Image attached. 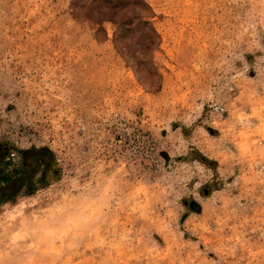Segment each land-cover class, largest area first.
Instances as JSON below:
<instances>
[{"label":"rangeland","instance_id":"rangeland-1","mask_svg":"<svg viewBox=\"0 0 264 264\" xmlns=\"http://www.w3.org/2000/svg\"><path fill=\"white\" fill-rule=\"evenodd\" d=\"M102 1L0 0V264H264V0Z\"/></svg>","mask_w":264,"mask_h":264},{"label":"trees","instance_id":"trees-1","mask_svg":"<svg viewBox=\"0 0 264 264\" xmlns=\"http://www.w3.org/2000/svg\"><path fill=\"white\" fill-rule=\"evenodd\" d=\"M118 2H119L118 0H103L101 2V5H103V7H105L106 9H109L110 8V6H109L110 4H114V3H117L118 4ZM144 6H145L146 11L149 12V14L147 16H145V17L144 16H141V15H137V16L134 17L133 20L140 21V20H143V19H148V21L146 20V21L143 22V25L146 26V29H147L146 38L148 40H150V39L152 40L153 39L152 41H154V40L157 39V35H156V32L153 29V27H152V25H151V23L149 21L152 13L150 11V8L146 4H144ZM109 21H111L112 23L114 22L111 19H109ZM122 24H124V23H122ZM37 153H40V151H38Z\"/></svg>","mask_w":264,"mask_h":264},{"label":"flooded vegetation","instance_id":"flooded-vegetation-1","mask_svg":"<svg viewBox=\"0 0 264 264\" xmlns=\"http://www.w3.org/2000/svg\"><path fill=\"white\" fill-rule=\"evenodd\" d=\"M0 153H1V149H0Z\"/></svg>","mask_w":264,"mask_h":264}]
</instances>
